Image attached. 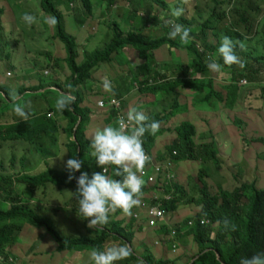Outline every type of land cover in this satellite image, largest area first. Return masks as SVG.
Returning a JSON list of instances; mask_svg holds the SVG:
<instances>
[{
    "label": "trees",
    "instance_id": "16d2710c",
    "mask_svg": "<svg viewBox=\"0 0 264 264\" xmlns=\"http://www.w3.org/2000/svg\"><path fill=\"white\" fill-rule=\"evenodd\" d=\"M57 0H41V9L44 12L52 13L56 18L57 27L55 28L53 39L56 41L60 40L66 48L68 54V65L71 73H66L63 71L64 75L68 76V79L60 78L59 85L51 84L45 87L42 84L36 85L35 87L22 86L20 90L16 91V94L20 100H25L29 93L36 94L39 90L44 93L46 91H58L59 95L61 93L67 92L68 86L72 87V95L75 96V101L71 105V110L63 111L66 115L64 119H59V122H49L41 121L33 116L27 120L16 121L14 124H9L3 130H0V137L5 141L3 144H10L15 141H23L27 143L34 144L36 138L46 135L50 138L52 143H55L58 139L56 134L65 136L68 141L69 154L73 152V156L70 154L69 159L76 157L83 161L81 171L87 172L89 178L91 179L93 172H102L103 170L97 166L96 161L89 155V145L90 141L86 135L85 126L89 122V117L91 110L88 106L84 105V100L80 94V88L84 86L89 80L94 79L93 72L96 67L101 64L111 63L114 61L116 55H118L122 50L128 48H134L139 58L143 60V65L138 66L135 69V76L132 78V83L137 81L139 84L138 91L143 93V95H156V93H174L175 89L189 90L191 97V103L196 105L197 103L210 104L214 102L211 106L215 110H219L221 103L226 102V98L223 95L224 91H229L232 86H237L239 80L246 77H250L254 80L256 71L250 64L249 54L244 55L243 63V74L239 75V80L233 79V85L231 84H218L216 81L208 75L209 69L207 68L206 61L209 57L213 58V55L217 53L218 62L222 65L221 70L224 68L235 69L236 66H224L222 59L219 57L217 49L220 46V33H212L210 29L205 30L203 26L197 29V32L190 33L191 39L187 44H182L180 39H170L169 36L157 38L153 35L146 37L141 33L129 32L124 34L122 30L115 24L114 26V38L110 44H108L104 49L97 50L91 55L86 56L84 63L79 64L80 53L78 52L77 40L75 37L70 36L66 33L62 18L63 14L57 9ZM216 4L222 5L224 1L232 0H214ZM252 2L255 14L252 15L251 19L256 18L255 27L259 28L264 25V11L262 7L264 6V0H249ZM6 2V1H5ZM197 2V1H196ZM83 6L86 9V18H79L77 20L80 26H84L87 29V33L91 32L92 27L96 28L98 19L93 18V6L91 0H82ZM198 3V2H197ZM7 8L0 7V25L2 16L5 14L11 22L15 20L14 8L11 7L6 2ZM103 6V4H101ZM99 9V8H98ZM197 11L201 10V5L198 3L196 6ZM187 15L181 16L177 19L178 24H183L188 28L195 25V20L189 18V13L186 8ZM220 18L217 14H212L211 18L208 19V24L213 27V29H218L215 24ZM154 21V20H152ZM36 24V23H35ZM254 26V24H252ZM256 33L251 32V28L245 30L230 26V28L225 27L224 35L233 36L235 41H250L254 40L253 36ZM262 36L264 37V30L262 31ZM243 34V35H242ZM82 39H87V34L83 36ZM262 39L259 41V49L261 47ZM200 46V48H199ZM161 47H166L168 49V54L158 60H168L170 57L174 61V68L176 69L175 60L182 55L190 53L192 55V60L189 65H184L181 70L183 73L180 74V79L173 81L164 85H154L150 79L155 82H159L164 78L158 79V73L154 74L151 72L149 75L150 67L148 60L150 58L155 59V51ZM236 54L239 53L237 48L235 49ZM170 56V57H169ZM57 58V56H56ZM260 60H264V57H257L253 60V63H259ZM156 61V59H155ZM264 64V63H263ZM58 67L59 64L57 63ZM177 70V69H176ZM9 74V73H8ZM199 74L202 77V82L195 83L194 78ZM130 75L129 77H131ZM158 79V80H157ZM143 80V83H139ZM19 81V80H18ZM17 81V82H18ZM58 81V80H57ZM56 81V82H57ZM65 84H67L65 86ZM261 85V84H260ZM57 87V89H55ZM113 89V88H112ZM104 94L106 92L103 90ZM201 92L204 94L199 95ZM257 96L255 100H264V87L256 90ZM0 94L3 95L6 103L13 104V107L6 112L0 111V119L8 118L13 119L11 111L15 108V103L11 99V90L8 86L0 85ZM194 94V96H192ZM251 97L252 95L249 94ZM111 99L108 95L105 98H98L99 101H104L106 106L103 110L107 113L108 119L118 118L120 114L126 116L130 105H127L122 96L119 99L122 101L121 109H116L115 106L109 105L108 102ZM96 101V102H97ZM178 101L175 100L172 109H176ZM136 107L141 111L139 105L132 106ZM223 109L215 114L216 121L224 128L237 127L243 130L246 123L244 122L245 114L248 110L241 107L239 104H234L232 107L226 108V105L222 104ZM101 109L100 107H98ZM226 108V109H225ZM55 113L59 115L61 113L55 108H50L46 113L47 119H52L49 115ZM145 114V113H144ZM162 116V114H160ZM242 115V116H240ZM17 119V115L14 116ZM149 122L159 121L160 128L155 135L145 134L143 137V147L146 153L151 158V163L147 165H159L165 162L166 159L172 157L177 164L184 163V166H180L176 173L174 172V178L170 183L167 181L168 171H163L162 174L158 175L157 180L154 184H149L143 180L142 186V196L141 204L132 209V215H125L120 210L114 213H110L109 222L106 225L99 227L98 229L89 230L84 236L66 238L55 225L52 224L46 217L43 216L42 212L38 214L37 210H30L27 212V207L22 203V196L18 194L17 188L23 186L28 190L35 191L39 189H47L48 185L57 187L58 190H71L76 191V181L73 180L68 182V172L66 168L63 171L58 172L50 169L43 173L37 174H18V175H3L4 177L0 180V198L1 194L5 195L4 200L10 201L11 207L7 211L0 210V264H15V257L12 253V248L15 244V237L20 234L24 228L23 223L30 222L37 225L38 232L43 230L47 231L52 239L54 238L56 243V260L58 263L67 254L77 251L84 253L85 261L88 264V254L87 251L93 250H104L105 247L111 246L113 243L115 245L130 244L133 255L123 261L130 260L128 264H175L171 260L161 257L157 259L152 252H148L143 259V250L136 244V238L139 233L142 232L141 229L135 227L134 214L137 209L143 208L146 202V198H152L153 194H156L160 199L161 206L165 211L169 222H172V228L170 231H166L163 228L164 236L162 240L170 237L171 231L177 232V239H182L188 235H192L195 245L190 246L192 248V254H189L187 258L179 260L177 264H240L242 258L250 257L253 254L264 253V165H261V159L264 151L261 146L264 142V137L260 136L261 132L256 131L255 138L251 139L249 142H243V154L245 160H249L253 157V169L255 173V179L253 181H243L235 185L232 189H220L218 186L217 192L213 195L210 193L209 188L211 187V178L207 175L205 166L213 165L217 170L222 168L221 153L225 152L229 154L231 158L232 155L225 149L218 148V144L215 139L205 140L201 143L195 141V137L198 132L196 126L189 122H184L174 129H166V125L169 122L164 118L156 117L155 115H148ZM110 119V122L112 121ZM59 124V126H58ZM1 128V126H0ZM39 136H35V134ZM176 135H175V134ZM226 133V132H225ZM164 137V140H157L159 136ZM225 137V136H224ZM226 139V137H225ZM10 141V143L8 142ZM237 141H242L241 139ZM5 144V145H6ZM249 144L252 148H248ZM255 144L257 146H255ZM248 148V149H247ZM36 151L37 150L36 147ZM173 152H177V156H173ZM220 156V157H219ZM16 157H13L8 161L7 166L15 167L14 161ZM22 163H25L27 159L24 157L21 159ZM239 160L234 159L231 161V165L228 167H234L240 170ZM180 164V165H181ZM2 165V162H1ZM233 171L232 168H229ZM4 170V169H2ZM115 168L109 167L108 175L113 178L118 179L114 175ZM6 172V170H4ZM1 172V174H4ZM78 177L80 173H75ZM235 176V175H234ZM233 176V177H234ZM192 185L196 188V193L192 194ZM172 196L173 199L166 200L164 197ZM149 199V201H150ZM152 205L155 201H150ZM159 205V204H158ZM64 208L69 209L77 213L78 204L76 200L72 197L67 198V202L63 203ZM183 209L182 215L176 216V213ZM54 213L60 212L59 209L53 208ZM191 211L194 214L192 216ZM17 220V222H14ZM147 220L146 217L137 222H142ZM206 220L209 222L208 225H201V221ZM86 221V220H85ZM194 221L193 227H189L188 223ZM227 221V227L224 224ZM88 222V221H87ZM2 223V225H1ZM182 225L186 226L187 229L182 231ZM156 236L155 233L153 237ZM188 238V237H187ZM148 240H151L148 239ZM122 241V242H120ZM143 246V242H142ZM54 256V255H53Z\"/></svg>",
    "mask_w": 264,
    "mask_h": 264
},
{
    "label": "rangeland",
    "instance_id": "374dc122",
    "mask_svg": "<svg viewBox=\"0 0 264 264\" xmlns=\"http://www.w3.org/2000/svg\"><path fill=\"white\" fill-rule=\"evenodd\" d=\"M14 8L15 20L11 22L5 14L2 16L0 25V85L8 86L13 94L20 90L22 86L35 87L36 85L42 84L45 87L54 84L59 85L60 78L68 79L67 75H64L63 71L66 73H71L68 65V54L65 46L60 40H54L53 34L57 24L54 25L47 23V18H52L55 16L52 13L44 12L41 9V0H0V7L7 8L6 2ZM125 0L127 2L126 6L117 4L116 8H112L108 4L107 0H91L93 6V18L98 19L96 28L92 27L91 32L87 33V29L84 26H80L77 22L79 18H86V9L83 6L82 0H57V9L62 12V24L66 33L70 36L76 38L78 52L80 53L79 64L84 63L86 56L93 54L97 50L104 49L114 38V26L115 24L122 30L124 34L129 32H137L142 35L149 37L161 38L168 35L170 31L169 22L179 23L178 18L171 15L173 8L183 7L185 13L182 16H186V8L189 13V18L195 20V25H192L191 31L197 32V29L201 26L205 30L210 29L212 33L218 32L221 36L224 35L225 27L230 28V26H236L245 30L251 28L252 33H256L253 36L254 40L250 41H240L244 44L243 48L237 46L241 60H244V55L249 54V61L256 71L254 80L250 77L239 80V75L243 74L241 67L236 66L235 69L224 68L219 72L209 71L208 75L211 76L218 84H231L233 85V79L236 81L246 80L247 84L232 86L229 91H224L223 95L226 98V102L221 103L219 110H215L210 104L197 103L193 105L191 103V97L189 95V90L175 89V94L161 93L156 98L153 96L141 95L139 93H133L130 96L129 103L132 106L139 105L141 111L148 115H155L156 117L164 118L166 121L169 120V115L171 114L173 118L169 120L166 125V129H174L184 122L192 123L196 126L197 136L195 141L201 143L205 140H211L212 138L216 140L220 149L227 150L234 159L243 162L240 165V170L234 167H228L231 165L233 158L229 154L223 152L221 153L222 168L217 170L213 165L205 166L207 175L211 178V187L209 191L211 194H215L220 189H232L235 185L242 183L243 181H253L255 179V173L253 169V157L249 160H245L243 154V142H249L251 139L255 138V133L261 132L260 136L264 137V100H255L257 96V88L261 90L264 87V60H260L259 64L253 63V60L257 57H264V37L262 36V31L264 30V25L260 26L258 30L252 26V15L255 14L253 4L249 0H232L224 1L222 5H217L214 0ZM201 5V10L197 11L196 6L198 3ZM129 3V4H128ZM103 4V6H101ZM99 8V9H98ZM264 11V6L262 7ZM29 13L37 18L36 24L28 26L25 24L21 16L23 13ZM217 14L220 18L215 23L218 29H213L209 25L208 19L211 18L212 14ZM56 20V18H55ZM154 20V21H152ZM183 25V24H182ZM186 27V26H185ZM87 34V39H82L83 36ZM169 36V35H168ZM179 37L176 38L178 40ZM263 40L261 47L259 49V41ZM239 41V40H238ZM200 48V46H199ZM88 54V55H87ZM135 54H137L135 52ZM244 54V55H243ZM57 58L55 59V56ZM165 55V47L159 48L155 51V59H161ZM213 58L218 61V55L215 53ZM153 58L148 60L150 71L154 74L157 73L158 67L156 66V61ZM192 60V55L190 53L182 55L176 58V69L177 76L183 73L181 68L184 65H189ZM138 58L136 55H131L129 52L121 51L115 56L114 61L111 63H104L99 66L96 71L95 68L93 72L94 79L89 80L82 88H80V94L83 97L84 105L88 106L91 110L89 117V122L85 126L86 135L89 138L93 130L97 127H103L109 124L115 125L117 118L110 119L107 117V113H100L96 108V101L98 98H105L106 95H110L111 92L107 91L106 94L103 92V81L107 78L112 85L115 93L120 92L121 83L125 84L127 90H131L130 82L135 74V64ZM54 63H58L57 67ZM82 65V64H81ZM131 71V73H129ZM151 72L149 75H151ZM9 73V74H8ZM128 74L132 75L131 77ZM153 77V75H151ZM201 75L197 74L194 78L195 83L202 82ZM19 80V81H18ZM58 80V81H57ZM153 80V79H152ZM18 81V82H17ZM57 81V82H56ZM261 84V85H260ZM67 84H65L66 86ZM59 90L56 91H46L44 93L39 90L36 94L29 93L24 100H20L21 105L26 106V110L31 112L36 119L41 121L49 122H59V119H64L66 117L64 112L58 114L52 119L46 118V113L50 108H55L56 101L60 97L58 94ZM204 94L201 92L199 95ZM249 94L252 96L250 97ZM194 96V94H192ZM13 95H11L12 99ZM13 100V99H12ZM178 101L176 109H172L175 103ZM239 104L248 110L244 117V122L246 126L244 129H238L237 127L224 128L216 121L215 114L223 109L222 104L226 105V108L232 107L234 104ZM13 104H7L3 95L0 94V111L6 112L11 109ZM225 108V109H226ZM16 113V112H15ZM162 114V116L160 115ZM17 115V114H16ZM242 116V115H240ZM6 118L0 119V125L2 126L0 130L7 127L5 123ZM256 130H254L253 128ZM226 132V133H225ZM175 134V133H174ZM176 135V134H175ZM39 136V134H35ZM226 139H225V137ZM57 141L52 143L50 138L46 135L38 137L35 139L34 144L20 141L16 146L11 147L10 144H3L5 141L0 137V180L3 175H18L20 173L24 174H37L43 173L50 169L61 172L64 170L65 165H58L55 162L50 161L48 158L52 153H58V144L60 138L63 135L56 134ZM241 139L242 141H237ZM164 140V137L159 136L156 141ZM10 143V141H8ZM264 144V142L262 143ZM255 146H257L255 144ZM36 147L37 150L36 151ZM248 148H252L249 144ZM247 148V149H248ZM264 151V145L261 146ZM73 151V150H72ZM35 161L37 164L32 167L28 166H16L10 167L6 165L13 157L16 160L22 156ZM220 157V156H219ZM264 158V154L262 156ZM66 159V158H65ZM2 162V165H1ZM175 168L178 170L180 166H184V163L177 164ZM261 165H264V161L261 159ZM229 168H232L233 171ZM6 172H4V170ZM4 172V174H1ZM235 175V176H234ZM234 176V177H233ZM25 188V187H24ZM59 191L62 195H70L69 191L58 190L57 187L48 185L46 192L49 198L45 199V202H50L51 204H58V201L53 199L56 191ZM26 189V188H25ZM23 192V187H18V194ZM196 193V188L192 185V194ZM30 197L34 198L36 193L28 190ZM5 197L0 198V210L7 211L11 207L10 201H5ZM52 199V200H50ZM64 199V197H63ZM53 201H57L54 203ZM27 207V212L34 210L28 205V203L23 200L22 202ZM183 209L181 208L176 216L182 215ZM137 214L143 218L146 216L145 211L139 209L136 211ZM77 214V213H75ZM192 216L195 213L191 211ZM166 216V215H165ZM45 217V216H44ZM170 217V216H169ZM59 220L63 221L62 214L59 215ZM139 220V219H136ZM17 222V220H14ZM2 225V223H1ZM26 224L25 227H27ZM166 231H170L172 228V222L166 221L163 224ZM162 224L159 227L162 228ZM23 228L20 235L15 237V244L12 245V253L15 257V264H42L40 261L45 255V251L54 253L51 250V245L55 243L53 238L52 243H40L36 241L35 237L28 233L32 231L33 228ZM59 228L61 225L58 226ZM75 227L71 225L68 229L73 230ZM187 229L186 226L182 225V231ZM38 232V228L36 227ZM175 231V230H174ZM43 230L41 233H45ZM176 232V231H175ZM172 233V231H171ZM170 233V234H171ZM64 235V234H63ZM164 236L163 232H158L151 240L148 237L143 236V246L140 243V249L143 250V259L148 252H152L157 259L161 257L167 258L178 263L179 260L187 258L189 254H192V248L190 246L195 245L192 235H188L182 239H177L176 241H171L166 238L162 240ZM67 238V237H66ZM69 239V238H68ZM122 242V241H120ZM112 245H115L114 243ZM129 245V244H128ZM175 245V247L173 246ZM36 251V255L29 259L28 254L31 250ZM175 249V250H174ZM56 253L53 256V261H49L50 264H61L56 263ZM130 260L120 262L118 264H128ZM84 264V263H82ZM86 264V262H85ZM183 264V263H180Z\"/></svg>",
    "mask_w": 264,
    "mask_h": 264
},
{
    "label": "clouds",
    "instance_id": "9594fccd",
    "mask_svg": "<svg viewBox=\"0 0 264 264\" xmlns=\"http://www.w3.org/2000/svg\"><path fill=\"white\" fill-rule=\"evenodd\" d=\"M184 2L186 3L187 0ZM184 13L183 7L173 8L171 11V15L176 18L181 17ZM21 19L28 26L37 22V18L27 12L22 14ZM46 22L54 25L56 20L52 17L47 18ZM252 24H254V28H257L255 27V18L252 19ZM169 26L168 35L170 39L179 37L182 44L189 42L191 39L190 28L175 22H169ZM237 46L243 48L244 44L240 41L234 42L233 36H221L217 51L224 66L239 65L243 67V63L235 51ZM206 64L211 72H219L222 68V65L212 57L208 58ZM157 78L160 79V77ZM150 81L154 82V85H162L167 82L166 79L159 82H155L156 79L155 81L150 79ZM103 87L106 91H112L111 82L107 78L103 81ZM68 89L67 92L61 93L56 101L55 106L60 112L70 111L71 105L75 101L71 85L68 86ZM12 99L16 102L20 98L13 94ZM14 110L22 119L27 120L29 118L30 113L26 110L25 105L15 103ZM168 115L169 120L173 118L171 114ZM159 128V121L149 122V118L144 112L130 106L126 117H118L115 125L109 124L95 128L89 137V155L103 170L102 172H93L90 179L87 172L81 171L83 164L81 159L73 157L65 162L68 182L76 181V191L68 193L76 200L78 204L77 215L88 221V228L96 230L106 225L109 222L110 213L117 210L130 216L132 209L141 204L142 173L151 159L143 147V137L146 133L155 135ZM64 156L65 154L59 158L63 161ZM109 167L115 168L114 175L119 177L118 179L107 174ZM78 172L80 175L77 177L75 173ZM224 224L227 227L228 222L224 221ZM132 255V248L128 244L111 245L105 247L104 250L91 251L88 255V264H116V262L126 260ZM240 264H264V253L242 258Z\"/></svg>",
    "mask_w": 264,
    "mask_h": 264
},
{
    "label": "crops",
    "instance_id": "0c3cea01",
    "mask_svg": "<svg viewBox=\"0 0 264 264\" xmlns=\"http://www.w3.org/2000/svg\"><path fill=\"white\" fill-rule=\"evenodd\" d=\"M107 2H108V4L111 5L112 8H116L117 4H121L122 7L126 6V4H127V2H125V0H107ZM255 20H256V18H255ZM255 30H258V28ZM124 51L129 52L131 55L137 56L138 61L133 68L137 69L138 66H141L143 64L142 60L139 58L138 54H135L136 50L134 48H128ZM165 53L168 54V49L166 47H165ZM56 56H55V59H56ZM54 65H56V63H54ZM156 66L158 67L157 73H158L159 77L167 80V82L164 84L170 83L168 85V86H170L173 81H177L180 79V77L177 76V70L174 68V61L171 57L168 60L156 59ZM98 68H101V66H98L95 69V71ZM129 73H131V71H129ZM128 76H130V74H128ZM137 83H138L137 81H134V83L130 82L131 90H127V88H125V86H124L125 84L121 83L120 92L115 93L114 89H112L110 95H108V96L111 98H117V99H119V96H122V98H123L122 100L125 101L124 105L125 104L130 105L129 100H130V96L133 93H139V94L143 95V93L138 91L139 84H137ZM139 83H143V80H141V82H139ZM164 84H162V85H164ZM55 89H57V87ZM103 90L105 92H107L104 89V87H103ZM159 94H161V93H156V95L148 94L147 96H153L154 98H156ZM97 102L95 105L97 110L100 111V113H104L102 109L98 108ZM130 106L132 107V105H130ZM29 113H30L29 118L33 117V114L31 112H29ZM11 115H12L13 119L6 118V120H5V123L7 125L14 124L17 120L18 121L23 120L18 115H17V119L14 117L16 115L15 110L11 111ZM49 117L53 118L54 115L51 114V116H49ZM58 126H59V124H58ZM19 142L20 141L12 142L11 147L20 144ZM58 149H59L58 153H52L48 159L52 162H55L58 165L60 164V165L64 166L65 162L69 159L70 154L73 156V152H74V151H72L69 154L68 141L66 140L65 136L60 138L59 144H58ZM64 154H65V156L63 157V161H62L59 157H62ZM24 157L27 159V161L25 163H22L21 159ZM14 163H15V167L16 166L32 167L33 165L37 164L35 161L33 162L32 159L26 157V155L20 156L17 160L14 161ZM20 174H22V173H20ZM20 187H23V186H19V188ZM55 191H56V194H55L53 199L57 200L58 204H51L50 202H47V203L45 202V199L49 198V196L46 192V189H39V190L33 191L36 193V196L34 198H32L28 194V189H25L23 187V192L20 195L22 196V200H25L30 207H32L33 209H36L38 214L40 212H42L43 216H45L49 221H51L52 224L55 225V227L58 229V231L61 232L62 234H64V236L67 238L84 236L89 230H92V229L88 228V226H87L88 222L87 221H85L84 219H81L73 211H71V210L69 211V209L67 210V208H64L62 206L63 203L67 202V198L70 196L69 195H62L61 196V193L59 191H57L56 189H55ZM17 192H18V188H17ZM69 192H72V191L69 190ZM1 197H5V195L1 194ZM63 197H64V199H63ZM149 199L150 198H146V202L144 204L145 206H147L149 204ZM50 200H52V199H50ZM57 201H53V202L56 203ZM53 208L59 209L60 212L54 213L52 211ZM139 209H142L145 211V209H143V208H139ZM139 209H137V210H139ZM60 214H62L63 221L59 220ZM134 215H138L137 212ZM145 215H146V211H145ZM168 218H169L168 216H165V220L163 222L157 223V226H154V227H150L148 225L147 220H143L142 222H137L135 220L136 230L137 229L142 230V232L139 233L137 235V238H136V244L138 245V247L140 248V243L143 242V236L148 237V239H150V238L152 239L154 233L156 235L158 232H162L163 228L165 227L163 224L166 221H168ZM138 219L139 220L143 219V216L142 217L139 216ZM26 224H28L27 227H25ZM159 224L163 225L162 228L159 227ZM59 225H61L60 228L58 227ZM71 225H74V227H75L73 230L68 229ZM23 226L25 228H33V230L28 231V233L31 234L32 236H34L36 241H38L40 243H46V242L52 243V242H54L51 235L47 231L45 233L37 232L36 231L37 225H34L30 222H26V223H23ZM18 235H20V234H18ZM168 240H170V239L168 238ZM56 248H57L56 243H53V245H51V250H53L54 253H50L48 251H45V255L43 256V258L41 259L40 262L42 264H50L49 261H53V255L55 254ZM87 250H86V253L89 255L90 251H87ZM35 255H36V251L33 249L29 252L28 257H29V259H31ZM85 262L86 261L84 258V253L74 251V252L67 254L58 263H61V264H82V263H84L85 264ZM86 264H87V262H86Z\"/></svg>",
    "mask_w": 264,
    "mask_h": 264
},
{
    "label": "built area",
    "instance_id": "2783aa9c",
    "mask_svg": "<svg viewBox=\"0 0 264 264\" xmlns=\"http://www.w3.org/2000/svg\"><path fill=\"white\" fill-rule=\"evenodd\" d=\"M244 83L247 84V81L243 80L240 82L239 85H241V84L245 85ZM97 104H98V107H100L101 109H104L106 106V103L104 101H99V102H97ZM108 104L115 106L116 109L120 110L122 101L120 99H117V98H111L109 100ZM49 116H51V115H49ZM121 116H125L124 113L120 114L118 117H121ZM172 154H173V156L178 155L177 152H173ZM148 163H151V159ZM147 164H146L145 169L143 170V173H142V179L145 182H147L149 184H154L157 180L158 175L162 174L163 171H168V175H167L168 183H170L172 181V179L174 178V172H175L174 170L176 168V163L172 157L166 159L165 162H163L162 164H159V165H149L148 166ZM164 198L166 200L173 199L172 196H170V195H168ZM152 200L155 201L154 205H152L150 202L147 206H144V209L146 211L147 222H148V225L150 227L157 226V223L165 220L164 219L165 218V211L162 208H160V206H161L160 199L158 198V196L156 194H153V197L150 199V201H152ZM134 218L138 219L139 216L134 215ZM194 224H195L194 221H190L188 223V226L193 227ZM208 224H209V222L206 220L201 221V225H208ZM175 238H176V232L173 231L171 233L169 239L171 241H176ZM174 247H175V245H174Z\"/></svg>",
    "mask_w": 264,
    "mask_h": 264
},
{
    "label": "water",
    "instance_id": "95a60500",
    "mask_svg": "<svg viewBox=\"0 0 264 264\" xmlns=\"http://www.w3.org/2000/svg\"><path fill=\"white\" fill-rule=\"evenodd\" d=\"M130 245V244H129ZM131 246V245H130Z\"/></svg>",
    "mask_w": 264,
    "mask_h": 264
}]
</instances>
